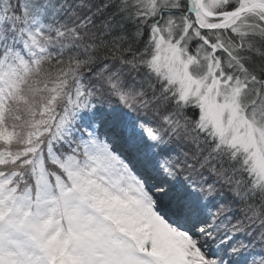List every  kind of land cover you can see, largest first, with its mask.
Instances as JSON below:
<instances>
[{
  "label": "snow or ice",
  "instance_id": "1",
  "mask_svg": "<svg viewBox=\"0 0 264 264\" xmlns=\"http://www.w3.org/2000/svg\"><path fill=\"white\" fill-rule=\"evenodd\" d=\"M0 264H264V0H0Z\"/></svg>",
  "mask_w": 264,
  "mask_h": 264
}]
</instances>
